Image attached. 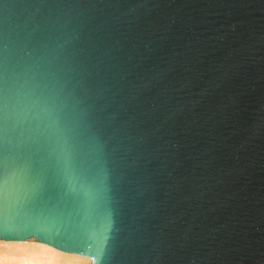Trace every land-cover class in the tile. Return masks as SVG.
Returning <instances> with one entry per match:
<instances>
[{
	"label": "water",
	"instance_id": "obj_1",
	"mask_svg": "<svg viewBox=\"0 0 264 264\" xmlns=\"http://www.w3.org/2000/svg\"><path fill=\"white\" fill-rule=\"evenodd\" d=\"M0 239L92 264H264V0H0Z\"/></svg>",
	"mask_w": 264,
	"mask_h": 264
},
{
	"label": "bare ground",
	"instance_id": "obj_2",
	"mask_svg": "<svg viewBox=\"0 0 264 264\" xmlns=\"http://www.w3.org/2000/svg\"><path fill=\"white\" fill-rule=\"evenodd\" d=\"M0 264H92V258L59 250L35 238L0 239Z\"/></svg>",
	"mask_w": 264,
	"mask_h": 264
},
{
	"label": "snow or ice",
	"instance_id": "obj_3",
	"mask_svg": "<svg viewBox=\"0 0 264 264\" xmlns=\"http://www.w3.org/2000/svg\"><path fill=\"white\" fill-rule=\"evenodd\" d=\"M50 195L47 187L41 186L29 190L26 194L12 197L0 185V227L7 223L9 212L14 214L18 219H22L27 211L34 209Z\"/></svg>",
	"mask_w": 264,
	"mask_h": 264
}]
</instances>
